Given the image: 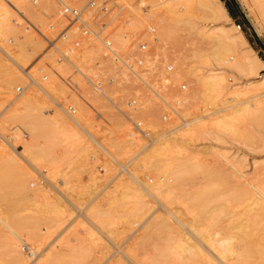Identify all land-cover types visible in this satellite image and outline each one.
Listing matches in <instances>:
<instances>
[{
	"label": "rangeland",
	"instance_id": "obj_1",
	"mask_svg": "<svg viewBox=\"0 0 264 264\" xmlns=\"http://www.w3.org/2000/svg\"><path fill=\"white\" fill-rule=\"evenodd\" d=\"M144 1L148 2V0H144ZM220 1L222 2L223 7L226 9L227 14L229 15V17L231 19L230 22L232 24L240 26V27L238 26L239 31L241 32L242 36L244 37V39L246 41L245 48L251 49L252 50L251 53H253L256 57H258L264 64V28L258 22L256 14L249 8L248 4H249L250 0H220ZM52 2H51V6L49 8H45L44 6H43L44 10L41 8L43 12L40 9H37V11L34 12L35 14H37V12H38V14H39V15L37 14L38 17H35L38 20H36L35 18L31 19L32 17L30 18V20H28V18L26 19V17L24 16V13L22 11L17 12V14H19V13L21 14V15L19 14L17 16L20 18V20L22 18L23 21H27L33 27L34 31L37 32V30H39V31L46 32L48 35H50L51 31L48 30L47 26H48V24L54 22L55 17L57 15V7H56L55 3L53 2V4H52ZM157 3H158V1H157ZM38 4H39V1H38ZM46 9H47V11H46V13H44ZM228 10L230 11L231 15L228 13ZM13 12H15V11H13ZM148 12L151 13L150 10L148 11V8H146V9L143 7L141 8V10H140L141 14L140 15H142V17H143L141 19L143 21L141 23H143V24H141L142 28L140 27L135 31L137 34L143 33L148 25L153 26L155 24L156 18H155V15L153 16L154 11H152L151 14ZM127 13H128V11H122V17L123 18L121 21L116 22L117 25H119V26L127 25L125 20H126V18H129V15H130ZM145 14L147 17L145 16ZM202 15H204V16H202ZM202 15L196 11H193V14L191 15L190 19L192 22H194L195 28H193V31H192V29L191 30L188 29L190 32V35L187 36V34H186L187 30L184 32L183 31L184 29L183 30L180 29L178 34L176 35V37H174L173 39H168L166 42L164 41L163 45L158 46V45L152 44V46H153L152 57H146L145 58L146 64L150 68L151 67L153 69L156 68V72L158 73V75L160 77L165 76L166 78H168V80H169L168 86L165 88V92L163 93L164 98H165V100L170 98V100L168 99L169 101L167 100V102L168 103L170 102L169 104L171 106H175V108L179 109V112H181L182 116L183 115H184V117L188 116L186 114V110L192 112L191 115L189 116L190 118H192L194 115L197 116L199 114L204 115V114L211 113V115L205 117L202 120V124H203V126H201V128L203 127L202 131H199L200 128H198V129L196 128L197 131L194 132L193 130H191V129H193V125L180 126V128H179L178 125L180 123H176V124L175 123H162L160 120V116L164 111H166V108L158 100H156L152 96H150L146 93H143V92L132 91V89L129 88L130 84L128 85V82L119 84L118 88L121 92L119 91L118 94H114V96L118 98L120 107L123 110L127 109L124 106V103L128 98H133V97L137 98L138 104H140V105L137 106L135 110L130 112L132 115L131 118L140 120L143 127L149 131V134L151 137L150 142L159 136H161V137L163 136L162 138L170 137L171 134H172V136L175 137V141L177 140L175 143H172L173 144L172 146L170 144L167 146V150L169 148V152L166 150V147L164 148L166 151L164 149H162L163 153H161L162 151L160 153L163 154V156L162 155L159 156L160 155L159 154L156 157H152V158L147 157V159L150 158L152 160V161L149 160V162L151 161V165L156 160L155 158H158V160H160V162L162 164L166 161L165 164H163V165L167 164L168 168L171 164V166H170V168H171L172 165L176 164L177 162L183 161L182 158L185 157L186 153L188 152V148L190 147V149H191V147H192V150H194V152L192 153V156L195 158V160L199 164H201L202 167L207 166V169H205L206 172L201 171L203 173L202 174L199 171L200 175L195 176L196 178L192 179L191 180L192 182L190 180H185V181L181 180L179 183L176 182L178 184L174 183L175 186H171L169 188H163V192L161 191L162 193H160L158 196V198L159 197H161V198H159V199L157 198L158 199L157 202H156V200L150 198V196L146 195L142 190H137L138 192H135L131 189L124 190L123 193L125 194V197L123 196L124 198H122V195H124V194H122V190L119 189L121 187L119 184L120 183L119 180H123V182L128 183L129 181L126 182V180L129 179L131 173L133 175H135V177L137 178V181L141 180L140 183H143V184H145L144 182L147 183V181H148V183L150 181L152 182L156 178H159V181H164L163 177H161L162 175L158 174L155 177V175H156L155 173H153L151 171H147V169L150 168L151 165L149 163L150 167L149 166L147 167L148 164H146V161H148V160L145 159L146 157L145 158L141 157L144 155L146 150H145V152L138 154L139 151H141L150 142L146 143L140 137L131 136V135H133L132 133H130L132 131L131 125L123 117L116 114L112 109L107 107L105 103L96 102V101L94 102L93 96L91 94L87 95V97H89L88 101H89V103L93 104L102 113L104 123L95 122L92 112L90 110H88L86 108V106L81 101L79 102V100H78V104L77 103L75 104V102L77 101L76 99H74L72 97L68 98L67 90H65L66 88L59 82V80L54 76V74L57 73L60 75H65L69 71V68H68V66H66L67 67V68L65 67L66 70L65 69L63 70L61 68V71H60V67H63V65H65V63H61L56 59L57 55L55 54V52H53V50H51V49L46 48V45L41 40V38L36 34V32H34L31 29L25 30L22 26L18 27V24L15 25V27H13L16 30L13 29L11 31V33L14 31L12 35H11V33L5 32V34H4L5 36L2 37L4 39L1 38L2 42L5 40V46H7V47L10 46L9 48L15 49L16 48L15 46H17V42L19 45L21 43V46H22V47L20 46L21 48H23L25 46L24 47L25 49H23L25 51L24 55L25 56L29 55L28 56L29 58H28L27 62L25 63V65L29 66V75L32 74L33 76L32 75H30V76H32V78L34 77V79H37L39 81H41L40 80L41 76L46 75L47 76L46 80L41 81V83L44 85L47 84L48 81L51 82V84H52V80H53V84L52 85L50 84L51 87H49L50 85L48 84V87H46V88L49 90V89H53L52 86L55 87L53 91L49 90V92L52 95H54L55 100H59V101H61L60 103H63L65 105L71 104L74 106V108H75V106H80L82 104L81 105V109H83L82 114H81L79 107H78L77 111H79L81 116L83 118H85L84 122H87L85 124V127L89 130V132L94 134L93 136L95 137V139L100 144H102V145L104 144V146L105 145L110 146L111 143H114L115 145H117L116 142L120 141V143H121L122 139L128 138V137H131V138L133 137L132 138L133 141L131 140V141H129V143H127L125 145H123V144L117 145L118 147H115L113 149L114 151L111 149L113 154L116 155L115 156L116 161L111 160L107 155H105V153L102 152V150H100L99 148H97L98 146L94 142L88 140V138H86L80 130H78L77 128L75 130L74 129L75 126L73 124H71L70 122H68L69 125L67 126V128L68 129L70 128V132H72V134H73V132H74V134H78V133L82 134L83 136L78 134L80 139L77 138L78 136L76 137L77 139L73 138V136H72V137H70V139H69V137H67L65 139L62 138V141L64 139V142L67 139L66 142L69 141L68 143L59 142V141H61L60 138L63 136H61V137H60V135L57 136V134H55L53 131H51V134H52L51 135L49 133L50 132L49 127H48L49 132L47 135H44L43 137L38 136V138L35 139L36 138L35 135H40V134L34 133L35 135H33V134L31 135L30 133H27L26 131L28 129L26 130L24 125H26V123H28L29 120H31V119L33 120L35 118V116L38 115V113H40V111H41V113H42V111H44L45 112L44 114H47V115L52 114L54 112V109H55V108H53V109L49 110V108L51 107L52 101H50L43 94V92H40L39 89H36L34 87H29V90L27 89L26 93L27 94L31 93L33 96H35L34 97L35 101H37L39 99L37 101V104L36 105L35 104L29 105L27 108L26 107L25 108L20 107V110L17 112V114H18L17 117H20L21 118L20 120H22V121L19 122L18 120H16V118L13 117L15 122L10 121V120L5 122L6 119L7 120L11 119L9 117L11 115V113H9V115L8 114L6 115L7 111L10 109V106H6V105H8L10 98L12 97L11 95H16L17 94L16 89L19 87L23 88L24 84H27V80H26V76H24L25 74L23 75L21 73V76H24V77H22L23 82H24L23 85L21 83L20 84L15 83L16 85L14 84L13 85L14 87L12 86L11 94L7 98L3 97L5 95L2 93H4L5 90H3L4 83L2 84L1 82L2 81L4 82V80L7 79V78H5V75H6V77H8V75L4 73L5 69L3 67L0 68V103H1L0 104V118H1L0 119V146H2L4 149L3 150L2 147L0 148V214H1L0 216H1V218L3 217L2 219L4 221L7 219L8 214H6L7 212L5 213L6 208H8L9 213L13 214L14 212H11V211H13L14 209L11 210V207L14 208V205L12 203L15 202V203H18L16 206L17 210L15 209V214L19 215L17 217L19 219L24 218L25 222H28V223L30 222L31 225H33V226L36 225V226H34L35 230L36 231L39 230L37 234H39L41 236L40 237L41 241H39V243H38V241L35 242L33 240L34 238L33 239L28 238V236H26V232L23 230H19V232L16 233V234H18V236L20 235L19 237L22 238V240L26 241L29 244L31 243V246L34 247V252L31 254L34 255L35 262L40 257H43L44 254H46L47 252L51 253V252L55 251V253L52 254V257L55 260V261H53V264H71V263L76 264L75 260H76V258L79 257L78 256L79 253L84 251V252H82L83 253L82 258L80 259V257H79V260L81 261L80 264H132V263L133 264H163V263H165V264H186V261H188L187 264H191V263L196 264L197 261H198L197 264H204L203 263L204 259H202V257L201 258L196 257V259H192L190 261L189 260L190 258H188L187 254H183V253L179 254V252H172V251H170L171 253L170 252L168 253L169 255L167 254V256L164 258L165 260L157 258V256H156L157 251L161 247H163L165 245V243L166 244L170 243L168 241L170 239L172 240V237H176V236H178V234L179 235L186 234V233H184L186 230L183 231L181 228H180V230L177 228V231H174V232H172L169 229L166 230L167 228H164L166 230V232H165V230H162V228H161L162 224L161 223L167 221V216H168V215H166V212H164L162 208L165 209L168 207V211L169 212L171 211L170 212L171 214L176 215V216L178 215L179 219L183 220V222L185 220H187L184 222L185 226L187 228H188V226H187L188 224L191 225L193 223L192 227L189 225L190 229L186 228L187 230H191L192 228L197 227V229L199 231H204V228L206 227L205 230H207L209 232L210 231L209 228H211V230L213 232V230H215V229L218 231V229H220V228L223 229L225 227V228H229V229H224V231L227 230L225 232H228L231 236H236V239H235V237H234V239H235V242L237 244H238L239 237L241 239L243 238L245 240V242L248 241L251 243L261 244L262 246H261L260 251H258L259 252L258 254L256 253L257 251L254 252V250H253L250 253H248L245 257H246V261L248 264H254V262H255V264H258V263L264 264V252H263L264 250H262V248L264 246V238H263L264 236H262L264 234H262V233H264V232L259 234L262 236V237L260 236L261 239L258 235L257 236L255 235L256 233L258 234L259 231L260 232L262 230L264 231V221H261L260 223H258L261 225H258L257 223H255V225H253L254 226L253 229H252L253 226L246 227L247 229L245 228L243 230V234H240L239 230H237V229L235 230L234 227L232 228L231 226H234L236 223H240V221L244 222V220H242V219L246 218L245 214L248 212L247 208L245 209V207L243 208V206H236L233 208L234 212H236L237 215L243 213V212H241V210L242 211L246 210V213L245 212H244L245 214L243 213V216H245V217H243L241 215L242 217L240 216V218H238L239 222L236 220L237 222L235 221L236 223L233 222V224H232V223L227 222V220L229 221V220L233 219L232 217H229L228 219L225 218L226 221L223 217V218L218 220L219 222L215 221V222H217L215 224V223H211V221L209 220V218H210L209 216H208L209 218L206 216L208 218V220L206 219V217H201V218H200V216L195 217L196 215L199 214L198 209H200V208L194 207L195 205H193L189 201L190 197H188V196H191L189 194H194L193 191L203 189V187L205 188V186L209 182L219 181V179H220L219 177H217L215 179L212 178V181H210L211 179L208 180L209 182L206 180V179H209V177L211 178L212 176L216 177L217 174L214 172V170H216V169H214L216 167V165L220 164V167H218L219 165L217 166L218 168L216 167L220 171L223 168L225 169V170L223 169L221 171L222 174L224 172L226 173V172L230 171V173H228L226 175L227 177H230L233 174V172L231 173L230 167L228 165L227 166L229 168L227 166H224L225 163L223 161V158L225 156H226L225 158L227 160L233 162L235 167L238 168L237 170L241 171L240 173L244 177L246 176V178L251 179V180H256V181L258 179L261 180L264 177V96H260L256 99H252V100L249 99L252 96L258 95L260 93H264V87H262V86L260 87L258 85V83L260 81L259 77L264 75V68L262 67V68L258 69V71H257L258 76L257 75L251 76V75L245 74V72L239 71L233 64H231V62L233 60H229V63L225 62L226 59H231L233 57L232 54H225V55L222 54V56L221 55L220 56H221V59H223V60L222 61L217 60V58L214 56V52H216V50H215L216 44L214 43L215 41L212 40V37H214V35L216 36V34H215L216 32H214V29H216L215 27L218 24L216 22L213 23V21H211V20H207L209 15H206L205 13ZM149 17H151V18L149 19ZM203 17L204 18L206 17L205 18L206 20L202 19ZM33 20H35V21L32 22ZM117 25H116V27H117ZM7 27L8 26H6V28ZM153 27H155V26H153ZM197 29H202V30H208L209 29L211 31V37L207 38L206 40L200 39L199 37H197L194 34ZM129 30H130L129 31L130 33L133 32V29L131 27L129 28ZM212 32H214V33H212ZM155 33H156V30H155ZM31 35L33 37L30 39L29 37ZM27 41H29V43ZM131 42H132V38H128L124 47L121 49V51H123V50L127 51V49H128L127 45L130 44ZM36 43H38V45ZM35 44L38 47H36ZM61 45H62V43H58L55 45L56 46L55 48H58ZM96 45L98 46V44H96ZM97 46H95V44H91L89 47H87L84 50V53L81 56H79V57L75 56L76 58L73 57L75 60H77L76 64L77 65L79 64L80 65L79 67H81L82 69L91 70L94 62L99 58L100 51L98 53ZM35 48H37V49L35 50ZM91 48H93V49H91ZM88 50H90V51L93 50V51H91V54H93V55L88 54V52H89ZM86 51H88V52L85 53ZM194 52L196 54H193ZM22 54H23V51H22ZM0 57L2 58V60L4 59L1 62V64L6 63V64H4V66L5 65H11L10 63H7V60L5 58H3L1 52H0ZM185 57L187 59L188 68H191V70L195 69L194 73L191 74L189 78H185V76H182L181 78L171 79V77H170L171 73L175 72L180 67H182V68L186 67L184 64L179 66L180 65L179 62L181 61L182 58H185ZM74 59H73V62H74ZM28 63H29V65H28ZM178 63H179V65L177 66ZM58 64H59V66H58ZM167 65H170L172 67V70L170 72L165 71V67ZM32 66L34 68V71H33V69L30 71V68H32ZM101 67H102V73L105 76L111 77V78H115L117 76H120L123 78L121 71H119V69H117V66L114 67V65L111 64V62H109V61H108V63H107V61L103 62L101 64ZM182 68H180V69H182ZM1 69H3L4 71ZM207 69H212L216 73L221 75V78H222L221 85L223 87V92L221 95H219L220 97H218V98H214L215 94L210 93V95H208V97H207L208 101H207V98H205L204 100L202 99V101H201V97L198 96L199 95L198 92L200 90V85L196 82V78L194 77L195 76L194 74L201 73L202 71L207 70ZM37 73H40V74L37 75ZM60 87H63L64 90H63V88H61L62 90L59 89ZM182 87H184V88H182ZM6 88H7V85L5 84V89ZM107 90H109V89H107ZM186 90H188V91H186ZM35 91H36V93H35ZM107 92H108V95L111 94V92H109V91H107ZM174 92H175V97L173 94ZM187 92L189 93L190 99H186V102H182L180 104H177L175 100L180 99L181 97H184L186 94L188 95ZM36 94H38V95H36ZM180 94H181V96H180ZM64 95H65V97H64ZM235 96H237V97H235ZM147 97H149V98H147ZM221 97L224 99H227V100H229L231 98H235L233 102H237L238 103L237 106L240 109L239 114L237 113L238 115L233 117L234 120H232V121H234V122L230 126H225L222 122H220V124H218V122L221 121L222 119L217 120V124L213 120V118L217 115V114L215 115L213 113V111H215L216 108H222L223 107L221 105V101L219 100V98H221ZM71 100H76V101L73 102ZM85 101L87 102V100H85ZM203 102L204 103L206 102L207 103L206 105H208V106L204 105ZM203 105L206 106L204 113L199 110L200 107L202 109H204ZM144 106H145V108H147V111L150 112V116H152L150 119L145 118L147 111H144V109H145ZM24 109H26V110H24ZM36 109H38V111ZM194 110H195L196 114L193 113ZM2 111L3 112L5 111L4 112L5 114ZM1 114L3 115V117ZM25 114H27V116H25ZM218 114H220V113H218ZM5 117H6V119H5ZM82 117H81V119H82ZM13 119H11V120H13ZM2 120H3V122H2ZM120 121L124 124H120V123L116 124V122H120ZM13 122L18 123V124H14ZM22 122H25V123H22ZM21 127H23V128H21ZM29 127L30 126H28L26 128H29ZM176 127H177V129H176ZM198 127H200V126H198ZM173 128H175V129L172 130ZM21 129H22V131H21ZM46 130H47V128H46ZM126 131L128 132V134ZM75 132H77V133H75ZM15 133L16 134L18 133V136H15L16 135ZM129 133H130V135H129ZM7 134L12 135V137H13L12 141L9 140V137L7 138V136H8ZM31 136H34V138L31 139L32 138ZM187 136H188V139H186ZM180 137L185 140V143L187 141L186 145L184 143V140H182ZM30 139L32 140L33 146H36V147L40 146L39 148L43 149V151L46 152L45 157L43 156L44 159L43 158H40V159L37 158L38 162H39V160H40V162L39 163L37 162L38 164L37 163L34 164L37 167L36 168L37 173H36V171L33 170L32 166H29L30 164H32V162H30L29 157L27 158L28 155L24 152L25 155H27L26 156L27 160H29V162H30V164H29V162H27L29 165L26 163V160L24 159L25 157H23V155H20V154L18 155V153L16 152V151L23 150L25 147L29 148L31 146V142L29 141ZM70 141L72 144L70 143ZM7 142L14 145L15 148L13 147L12 149H15V150H11V147L7 146V144H8ZM74 142H77V143H74ZM16 143H17V146H16ZM59 143H61V144H59ZM19 144L21 145L20 146L21 148L18 146ZM23 145L25 147H22ZM83 145H84V147H83ZM33 146H32V148L36 149V147H33ZM38 147H37V149H39ZM105 147L110 151V149L107 146H105ZM186 147H188V148L186 149ZM16 148H17V150H16ZM45 149H48V150H45ZM204 150H205V152H204ZM86 151H87V153H86ZM182 151H184V152L182 153ZM178 152H179V154H178ZM206 152H207V154H206ZM216 152H218V153H216ZM12 155H13V157H11ZM46 156H47V158H46ZM217 156H219V157L216 159ZM133 158H134V160H133ZM210 158H212V159L210 160ZM23 159L25 160V162ZM136 159H138V160H136ZM143 159L145 160V163H144ZM47 162H48V164H51L52 169L50 168V170L51 171L53 170V172H51L49 170L48 166H46ZM213 162H214V164H213ZM142 163L146 164L147 169L145 168L144 165H143L144 169L142 168ZM256 163H258V164H256ZM11 164H14V165H11ZM18 164H20V165H18ZM53 164H55V167L53 166ZM221 165L223 168L221 167ZM49 167H50V165H49ZM108 167H109V169H107ZM210 168H211V170H209ZM145 169H146V171H145ZM200 169L204 170L203 168H200ZM44 170H46V171H44ZM227 170H229V171H227ZM38 171L41 174H39ZM91 172H93V173L91 174ZM127 172L128 173L130 172V173L128 174ZM209 172L211 173L209 176L203 177L205 175H208ZM213 173H215V174H213ZM142 174H143V176H142ZM258 174L259 175L261 174V175L259 176ZM92 176H94V177H92ZM222 177H223V175H222ZM255 177H257V178L255 179ZM45 178H46V180H44ZM144 180H146V181H144ZM260 180H258V181H260ZM182 181H183V183H182ZM166 183H170V181H168ZM20 184L21 185L23 184V185L21 186ZM93 184H94V186H93ZM26 185H27V187L24 190V192H22V194L18 193V191H15V190H17L16 188L25 187ZM117 186H120V187H117ZM37 188L41 191H42V189H44L46 191L45 193L44 192L43 193L45 194V196L49 195V197H50L48 199L49 201H53L52 198L55 197L56 199H54V201L52 202L51 205L55 206L56 208L63 205L62 207H59V208L61 210H63L62 208H64V213H63V211L62 212L59 211L58 215H57L56 212L59 209L56 210L55 207L51 206V208L52 207L55 208V210L53 212L52 211L53 208H52V210L50 207L48 208L49 203H50V202L47 203V200H46L48 196L47 197L43 196V197H45L46 201L44 199H42L43 201H41L40 197H39V199H40L39 200L37 196H39V194H41V193H39V194L37 193V192H39V190ZM55 188L57 189V192H56ZM197 188H199V189H197ZM116 189L120 190L121 195H119V193H118L119 191ZM114 190L117 192H115ZM220 190H221V187H218V189L216 191H220ZM63 191H64L65 196L62 194ZM169 192H171V194H168ZM13 193H15V196ZM34 193L38 194V195L36 194L37 200L34 199V201L36 200V202L38 201L40 203H38V202H37V204H36V202L34 203L32 197H31L33 194V198H34ZM59 193L62 194L61 196H64L63 199L66 198L65 200H67V201L62 200L61 196H60L61 198H59V196H58V195H60ZM137 193H140V195H141V200L139 199L140 203H139V200L137 198ZM115 194H117V195H115ZM97 196L100 198H98ZM68 198L72 201L71 203H70ZM187 198H189L188 201L186 200ZM60 199L62 202L65 201L64 204L61 203ZM178 199H180V200H178ZM55 201H57L56 205L54 203ZM95 201H96V203H95ZM159 201H161V202H159ZM90 202H91V204H90L91 207L95 206L97 210L100 209V211H102V214H97V217L101 218V219H99V218L98 219L100 220V222L102 220L103 226L99 222H96L93 220V225L95 224L94 228H93L91 223H90L91 224L90 225L87 220H85L82 216H80L78 214V211L79 210H85L84 208ZM137 202H138V204H136ZM169 203L171 205H169ZM190 203H191V205H188ZM205 203H204V206H205L206 210H209L214 206V205H212V206L208 207L209 202L207 201V204H205ZM40 204L41 205L43 204V205L41 206ZM58 204H62V205L58 206ZM97 204H99V205L96 206ZM39 205L41 207H39ZM74 205L77 208H74ZM102 205H104V206H102ZM161 205H164V206L160 207ZM192 206L194 208H192ZM9 207H10V210H9ZM65 207L68 211L65 210ZM91 207L88 205L87 208L90 209ZM144 207H146V209L148 207L149 210L147 209V212H146V209ZM87 208L85 210L86 212H87ZM195 208H198V209H195ZM74 209H76V210H74ZM185 209H186V211H185ZM190 209H192V210H190ZM193 209L198 210V211H196V213L197 212L198 213L196 214L195 211H193ZM165 210H167V209H165ZM106 211H107V213H105ZM68 212H69V214H67ZM27 213H29V214H27ZM66 214L68 215V217ZM106 214H109V215H106ZM157 214L161 215V216L158 215L159 219L157 217ZM59 215H60V217H58ZM100 215H102V216L106 215V216L102 217ZM21 216H24V217L21 218ZM163 216L166 218L165 221H163V219H162V218H164ZM75 219H78V220H75ZM155 219H157V220H155ZM223 219H224V221H222ZM103 220L105 222H103ZM140 220H141V222H140L141 224L139 223ZM168 220L170 223H173V222H171V220L169 218H168ZM189 220L191 222H189ZM186 222H188V223H186ZM212 222H214V221L212 220ZM1 224L2 223H0V248H1L0 249V264H7L8 263L7 260H9V257L7 254L8 248H7V245L5 246V244H6L7 240H9L10 235L12 237L11 239H15V238H13V235L8 233L6 227L1 225ZM156 224H160L161 227L159 226V228L156 229L155 227H153V225L155 226ZM210 225H214V226H210ZM255 226H258L259 228L255 227ZM69 228H71V229H69ZM194 229L197 230L196 228H194ZM143 230H145V231H143ZM254 230H257V231H254ZM97 231L99 233H97ZM169 231H171L172 233ZM224 231L222 230L223 233H224ZM248 231H249V233L251 231V233L249 235H245V234H248ZM177 232H179V233L177 234ZM233 233H234V235H232ZM251 235H254V237ZM151 237L153 238L154 241H152ZM251 237H253L254 239L253 238L251 239ZM255 237H256V240H255ZM257 239H260L259 241L260 242L262 241V243L255 242V241H258ZM15 241H16V239H15ZM155 243H156V245H155ZM39 244L41 247L39 246ZM151 245L153 247H151ZM18 246H19V244H18ZM154 246H157V247L155 248ZM5 248H6V251H5ZM71 248H75L76 252L70 251ZM77 248H79V249H77ZM151 249H153L152 251H154L155 254L153 252V255H151L152 254ZM49 250L50 251L53 250V251L49 252ZM118 251L119 252L121 251L120 255H119ZM123 251L126 253H124ZM59 252H61V253H59ZM113 252H114V254H113ZM73 253L74 254L76 253L74 256L75 259H72L73 255H74ZM54 254L57 255V258H56V255H54ZM58 254H60L59 257H58ZM26 255H27V260L23 264H32L31 257H29L28 254H26ZM154 255H155V257H153ZM179 255H180V257H178ZM206 255H208V254H206ZM153 258H155V260ZM184 258H186V261H184ZM198 258H200V259H198ZM227 258L228 257H226V259ZM94 259H96V260H94ZM166 259H168V260H166ZM139 261H140V263H139ZM153 261H156V263H154ZM216 262L212 261L213 264H217ZM205 264H208V262H205Z\"/></svg>",
	"mask_w": 264,
	"mask_h": 264
},
{
	"label": "bare ground",
	"instance_id": "obj_2",
	"mask_svg": "<svg viewBox=\"0 0 264 264\" xmlns=\"http://www.w3.org/2000/svg\"><path fill=\"white\" fill-rule=\"evenodd\" d=\"M38 1H39V4H37V5H35L36 3H38ZM157 1H158V3H157ZM51 0H0V52H1V54H2V56H3V58H5L6 60H7V63H10L11 65H5L4 66V64H6V63H2L1 64V62L4 60H2V58L0 57V68L1 67H3L4 69H5V74H7L8 75V77H6V75H5V78H7V79H3L4 80V82L2 81L1 83L3 84L4 83V88H3V90H5L4 91V93H2V94H4L5 96H3V97H8L10 94H11V90H12V86L15 84V83H21L22 85H23V78L22 77H24L25 75L24 74H27V72L29 73V66H27V65H25V63L27 62V60H28V56L29 55H27V56H25L24 54V50L23 49H25L24 47L23 48H21L22 46H21V43H20V45L18 44V42H17V46H15L16 48L14 49H12V48H9V47H7V46H5V40L2 42L1 41V38L3 37V36H5L4 34H5V32H8V33H11V31L13 30V29H15V28H13V27H15V25H17L18 23H19V20H20V18L17 16V15H19V14H17V12H19V11H22L23 13H24V16L26 17V19L28 18V20H30V18L31 19H34L35 17H38V12H37V14H35L34 12L35 11H37V9H40L41 11H42V9L44 10V7L45 8H49L50 6H51ZM52 4H53V2H52ZM111 5H114V6H118V7H120V10L121 11H128V13L127 14H130L129 15V18H126V20H125V22H126V24L127 25H125V26H119V25H117V27H116V25H115V27L116 28H114L113 29V31H112V34H111V41H112V43H113V45L117 48V49H119V50H121L123 47H124V45H125V43H126V41H127V36H128V32L130 31L129 30V28L131 27L132 29H133V32L134 33H136L135 31L138 29V28H140L142 25L141 24H143V23H141V22H143L141 19L143 18L142 17V15H140L141 13H140V10H141V8L143 7V8H148V11L150 10L151 11V13H152V11H154L153 12V16L155 15V18H156V21H155V24L153 25V26H155V27H153L155 30H156V33H155V37H156V41H155V43L153 44V45H163V42L165 41H167L168 39H173L174 37H176V35L178 34V32H179V30L181 29V30H183L184 32L187 30V36L188 35H190V32H189V30L188 29H192V31H193V28H195V26H194V22H192L191 21V15L193 14V11H196V12H198V13H200L201 15L202 14H206V15H209V17L207 18V20H211V21H213V23L214 22H216L218 25V27L216 26L215 28L216 29H214V32H216L215 34H216V36L214 35V37H212V40L213 41H215L214 43L216 44L215 45V50H216V52H214V56L217 58V60H219V61H222L223 59H221V56H222V54H232L233 55V57L231 58V59H226L225 60V62L226 63H229V60H233L232 62H231V64H233L239 71H242V72H245V74H247V75H251V76H258V69L259 68H264V64H263V62L258 58V57H256L253 53H251L252 52V50L251 49H246L245 48V44H246V41H245V39H244V37L242 36V34H241V32L239 31V27H238V25H235V24H232L231 22H230V17H229V15L227 14V11H226V9L223 7V5H222V2L220 1V0H148V2L147 1H144V0H140V2L139 3H137V4H132L131 3V0H113L112 2H111ZM44 6V7H43ZM248 6H249V8L256 14V16H257V19H258V22L260 23V25H262V27L264 28V0H250L249 1V4H248ZM42 8V9H41ZM54 8V7H53ZM14 9V10H13ZM39 10V11H40ZM13 11H15V12H13ZM46 11H47V9L45 10V12L44 13H46ZM147 11V10H146ZM43 12V11H42ZM43 13V14H44ZM148 13H150V12H148ZM150 13V14H151ZM21 15V14H20ZM35 15V16H34ZM37 15V16H36ZM34 16V17H33ZM145 16H146V14H145ZM152 16V15H151ZM202 16H204V15H202ZM23 17V16H22ZM147 17V16H146ZM151 17H149V19H150ZM206 18V17H205ZM204 17L202 18V19H205ZM210 18V19H209ZM22 19V18H21ZM36 20H38L37 18H35ZM153 19V18H152ZM18 20V22H15V21H17ZM206 20V19H205ZM35 20H33L32 22H34ZM145 21V20H144ZM37 22V21H36ZM229 22V23H228ZM145 23V22H144ZM6 26H8L7 28H6ZM142 28V27H141ZM203 29V28H202ZM202 29H197L196 31H195V35L197 36V37H199L200 39H207V38H210L211 37V31L209 30H202ZM16 30V29H15ZM195 30V29H194ZM216 30V31H215ZM191 31V32H192ZM14 32V31H13ZM13 32L11 33V35L13 34ZM132 32V31H131ZM182 32V31H181ZM180 32V33H181ZM210 32V33H209ZM214 32H212V33H214ZM130 33V32H129ZM29 34V33H28ZM192 34V33H191ZM29 37V36H28ZM33 36L31 35L29 38L31 39ZM190 37V36H189ZM186 38V37H185ZM2 39H4V38H2ZM30 41V40H29ZM29 41H27L28 43H29ZM7 42V41H6ZM24 42V41H23ZM33 42V41H32ZM37 45H38V43H36ZM35 44V45H36ZM9 45V44H8ZM36 45V47H38ZM21 46V47H20ZM30 46V45H29ZM95 46H97L96 44H95ZM128 46V45H127ZM56 47V46H55ZM156 47V46H155ZM30 49V48H29ZM37 48H35V50H36ZM91 49H93V48H91ZM158 49V48H157ZM161 49V48H160ZM23 51V54H22V51ZM28 50V49H27ZM26 50V51H27ZM40 50V49H39ZM89 51V52H88ZM88 51H86L85 53H87L88 52V54H91V51H93V50H88ZM96 51V50H95ZM97 51H98V53H99V51H101L100 50V47L99 46H97ZM124 51V50H123ZM162 51V50H161ZM83 53H84V51H83ZM94 53V52H93ZM97 53V54H98ZM193 54H196L195 52L193 53ZM91 55H93V54H91ZM96 55V54H95ZM221 55V56H220ZM76 58V57H75ZM74 59V58H73ZM31 60V59H30ZM82 60V59H81ZM91 60V59H90ZM83 62V61H82ZM53 63V62H52ZM74 63L76 64L77 63V60H75L74 59ZM85 63V62H84ZM107 63H108V61H107ZM179 63H180V65H179ZM178 64H177V66L179 65V66H181V65H185L186 67H180V68H182V69H178V70H176L175 72H173V73H171L170 74V77H171V79H173V78H181L182 76H185V78H189L190 77V75L191 74H193L194 73V71H195V69H192L191 70V68H188V63H187V59H186V57L185 58H182L181 59V61L179 62ZM56 64V63H55ZM111 64H113V63H111ZM28 65H29V63H28ZM77 65V64H76ZM114 65V64H113ZM58 66H59V64H58ZM66 66H68V65H63V67H60V71H61V68L64 70L65 69V67ZM78 66H80L79 64H78ZM167 66H170V65H167ZM114 67H116L115 65H114ZM171 67V66H170ZM59 68V67H58ZM67 68V67H66ZM178 68V67H177ZM33 69V71H34V68H33V66H32V68H30V71ZM80 69H81V67H80ZM117 69H119V71H121V73H122V76H123V78H126V73L122 70V69H120V68H118L117 67ZM151 69H153L152 67H151ZM1 70H3V69H1ZM28 70V71H27ZM36 70V69H35ZM66 70V69H65ZM4 71V70H3ZM36 72V71H35ZM59 72V71H58ZM21 73L24 75V76H21ZM3 74V73H2ZM36 74V73H35ZM38 74H40V73H37V75ZM30 75H32V74H30ZM195 76V78H196V82L200 85V90H199V95L198 96H200L201 97V101H202V99L204 100L205 98H207L208 97V95H210V93H213V94H215L214 95V98H218V97H220L219 95H221L222 94V92H223V87H222V85H221V80H222V78H221V75L220 74H218V73H216L214 70H212V69H207V70H204V71H202L201 73H198V74H194ZM33 76V75H32ZM36 77V76H35ZM165 76H163V79H162V81L164 82V83H167L169 80H168V78H166ZM260 78V81H259V83H258V85L261 87H264V75H262V76H260L259 77ZM33 80H34V82L36 83V84H38V85H40V88H38L39 89V91L40 92H43V94L50 100V101H52V103H56V102H61V101H59V100H55L54 98V95H52L50 92H49V90H54V88L55 87H53L52 86V88L53 89H47L46 87H48V84L50 85L51 84V82H47V84H42L41 83V81H39V80H37V79H34V77H33ZM40 80H41V78H40ZM55 81V80H54ZM5 84L7 85V88L5 89ZM52 84H53V80H52ZM51 84V85H52ZM16 85V84H15ZM51 85L49 86V87H51ZM124 85V84H123ZM182 85V84H181ZM125 86V85H124ZM14 87V86H13ZM61 88H63V87H60L59 89H61ZM129 88H131V87H129ZM184 88V87H183ZM29 90V85H27V84H24V87H23V91L21 92V93H19V94H16V95H11L12 97L10 98V101H9V103H8V105H6V106H10V109L7 111V113H6V115L8 114L9 115V113H11V115L9 116L11 119H13V117L14 118H16V120H18L19 122L20 121H22V120H20L21 118L20 117H17L18 116V114H17V112L20 110V107H23V108H27L29 105H36L37 104V101L39 100H37V101H35V99H34V97L35 96H33L31 93L30 94H27L26 93V90ZM31 90V89H30ZM62 90V89H61ZM63 90H64V88H63ZM66 90V89H65ZM130 90V89H129ZM38 91V92H39ZM179 91V90H178ZM186 91H188V90H186ZM110 92V91H109ZM121 92V91H120ZM182 92V91H181ZM35 93H36V91H35ZM108 93V92H107ZM188 93V92H187ZM14 94V93H13ZM54 94V93H53ZM174 94V97H175V92L173 93ZM36 95H38V94H36ZM179 95V94H178ZM56 96V95H55ZM166 96V95H165ZM180 96H181V94H180ZM260 96H264V93H260V94H258V95H255V96H252V97H250L249 99H256V98H258V97H260ZM64 97H65V95H64ZM199 97V98H200ZM212 97V96H211ZM235 97H237V96H235ZM39 98V97H38ZM147 98H149V97H147ZM75 99V98H74ZM169 100H170V98H168ZM168 99H166L165 100V98H163V100L166 102V103H168L167 102V100ZM186 99H190V97H189V93H188V95L186 94L184 97H181L180 99H177V100H175L176 101V103L177 104H180V103H182V102H186ZM234 99L235 98H231V99H229V100H227V99H224V98H219V100L221 101V105L223 106L222 108H216L215 109V111H213V113L216 115L214 118H213V120L216 122V124H217V120H221V121H219L218 122V124H220V122H222L225 126H230V125H232V123L234 122V121H232V120H234V116H236V115H238L239 114V108H238V106H237V102H233L234 101ZM2 100V99H1ZM70 100V99H69ZM77 100V99H76ZM76 100H71V101H76ZM168 100V101H169ZM207 101H208V98H207ZM80 102V101H79ZM145 102V101H144ZM232 102V103H231ZM44 103V102H43ZM78 104V100L75 102V104ZM143 103V102H142ZM170 103V102H169ZM168 103V104H169ZM204 103V102H203ZM1 104V103H0ZM155 104V103H154ZM172 104V103H171ZM188 104V103H187ZM207 103L205 102L204 103V105H206ZM4 105V104H3ZM82 105V104H81ZM81 105L80 106H75V110L77 111V109H78V107H79V109H80V111H81V114H82V111H83V109H81ZM203 105V106H204ZM38 106V105H37ZM46 106V105H45ZM84 106V105H83ZM206 106H208V105H206ZM206 106H204V109H202L201 107H200V111L201 112H203L204 113V110H205V107ZM77 107V108H76ZM36 108V107H35ZM83 108V107H82ZM144 108H145V106H144ZM7 109V108H6ZM24 110H26V109H24ZM31 110V109H30ZM37 111H38V109H36ZM144 111H147V108H145L144 109ZM3 112V111H2ZM5 112V111H4ZM3 112V113H4ZM78 112V113H77ZM76 113H75V115L73 116V118H69L66 114H65V112L64 111H62L61 109H54V112L52 113V114H50V115H47V114H44L45 112L44 111H42V113H41V111H40V113H38V115H36L35 116V118L32 120H29V124L28 123H26V125H24V127H25V129L27 130L26 132L27 133H30L31 135L33 134V135H35L34 133H36V134H40V135H35V139H37L38 138V136L39 137H43L44 135H47L48 134V132H49V130H48V127L50 128V134H51V131H53L55 134H57V136L58 135H60V137L61 136H63V137H61L60 139H61V141H59V142H64V139L65 138H67V137H69V139H70V137H72L73 136V138H76L77 136H78V134H80V133H78V134H74V132H73V134H72V132H70V128L68 129L67 128V126L69 125V123L68 122H70L71 124H73L74 126H75V130H76V128L78 129V130H80L83 134H84V136L86 137V138H88V140H90V141H92V142H94L97 146V148H99L100 150H102V152H104L105 153V155H107L111 160H113V161H116V158H115V156L116 155H114L113 154V152L111 151V149L113 150L115 147H118L117 145H121V144H123V145H125V144H127V143H129V141H133V137L131 138V137H128V138H124V139H122L121 140V143H120V141L119 142H116L117 143V145H115L114 143H111V145L109 146V145H105V146H107L109 149H110V151L104 146V144L102 145V144H100L96 139H95V137L93 136L94 134L93 133H91V132H89V130L85 127V124L87 123V122H84V119L85 118H83L82 116H81V114L79 113V111H77ZM191 111H187L186 110V114L188 115V116H185L184 117V115L182 116L181 115V112H180V114H179V116L181 117V119H182V122L178 125V127L180 128V126H188V125H193V129H191V130H193L194 132L195 131H197L196 130V128L198 129V128H200V130L199 131H202V129H203V127L201 128V126H203V124H202V120L205 118V117H207V116H209V115H211V113H208V114H204V115H197V116H193L192 118H190L189 116L191 115ZM194 114H196L195 113V110H194V112H193ZM202 113V114H203ZM218 113H220V114H218ZM238 113V114H237ZM5 114V113H4ZM80 114V115H79ZM183 114V113H182ZM185 114V113H184ZM185 114V115H186ZM2 115V114H1ZM30 115V114H29ZM21 116V115H20ZM25 116H27V114H25ZM132 116V115H131ZM2 117H3V115H2ZM81 117H82V119H81ZM152 116H150V112H146V117L145 118H148V119H150ZM189 117V118H188ZM1 119V118H0ZM5 119H6V117H5ZM11 119H6L5 120V122L6 121H14L15 122V120L13 119V120H11ZM4 120V119H3ZM3 120H2V122H3ZM82 120V121H81ZM108 120V119H107ZM86 121V120H85ZM259 121V120H258ZM13 122V123H14ZM84 122V123H83ZM9 123V122H8ZM22 123H25V122H22ZM124 124V123H122L121 121L120 122H116V124ZM221 123V124H222ZM14 124H18V123H14ZM20 125V124H19ZM30 126L29 128H26V127H28V126ZM21 126V125H20ZM88 126V125H87ZM123 126V125H122ZM198 126H200V127H198ZM21 128H23V127H21ZM46 128H47V130H46ZM89 128V127H88ZM73 129V130H74ZM90 129V128H89ZM175 128H173L172 130H174ZM176 129H177V127H176ZM24 130V129H23ZM46 130V131H45ZM77 130V131H78ZM171 130V131H172ZM21 131H22V129H21ZM170 131V132H171ZM79 132V131H78ZM127 132V131H126ZM173 132V131H172ZM46 133V134H45ZM75 133H77V132H75ZM107 133V132H106ZM130 133H132V132H130ZM130 133H129V135H130ZM14 134V133H13ZM16 134V133H15ZM29 134V135H30ZM49 134V135H50ZM127 134H128V132H127ZM133 134V133H132ZM197 134V133H196ZM200 134V133H199ZM8 136H7V138L9 137V140H11L12 141V139H13V137H12V135H9V134H7ZM52 135V134H51ZM80 135H82V134H80ZM15 136H18V133L15 135ZM83 136V135H82ZM131 136H133V135H131ZM171 136H172V134H171ZM166 137V138H162L161 136H159V137H157V138H155L153 141H151L148 145H146L141 151H139V153L138 154H140V153H142V152H145V150H146V152L144 153V155L143 156H141L142 158H145V159H147V157H156V156H158L159 154V156H163V154H161V153H163V151H162V149H164L165 147H166V150H167V146L170 144L171 146L173 145L172 143H175L176 141H175V137L174 136H172V137ZM32 138L31 139H33L34 138V136H31ZM49 137V136H48ZM81 137V136H80ZM47 138V137H46ZM53 138V137H52ZM62 138H64L63 139V141H62ZM77 138H79V136L77 137ZM76 138V139H77ZM181 138V137H180ZM5 139V138H4ZM15 139V138H14ZM29 140L30 142H31V146L29 147V148H27V147H25L24 145L22 146V147H25L23 150H20V151H16L17 153H18V155L20 154V155H23V157H25L24 159L26 160V163L27 162H29V160H30V162H32V164H30V162H29V166H32V168H33V170L34 171H36V166L34 165L35 163H37L38 162V159L37 158H43L44 159V157H45V151H43V149H40L38 146V148L39 149H37V147L36 146H33V144H32V140ZM72 139V138H71ZM80 139V138H79ZM78 139V140H79ZM182 140H184L183 138H181ZM186 139H188V136H187V138ZM7 140V139H6ZM67 140V139H66ZM66 140H65V142H66ZM77 140V141H78ZM83 140V139H82ZM180 140V139H179ZM181 140V141H182ZM104 141V140H103ZM107 141V140H106ZM109 141V140H108ZM6 142V141H5ZM17 142V141H16ZM64 142V143H65ZM69 141H67L66 143H68ZM111 142V141H110ZM8 144H7V146L8 147H11V150H15V149H12L13 147H14V145H12V144H10L9 142H7ZM70 143H71V141H70ZM74 143H77V142H74ZM86 143V142H85ZM105 143V142H104ZM184 143H185V140H184ZM186 143H187V141H186ZM186 143H185V145H186ZM14 144V143H13ZM59 144H61V143H59ZM72 144V143H71ZM177 144V143H176ZM175 144V145H176ZM41 145V144H40ZM69 145V144H68ZM67 145V146H68ZM181 145V144H180ZM16 146H17V143H16ZM19 147L21 146L20 144L18 145ZM32 146L33 147H36V149H34V148H32ZM62 146V145H61ZM73 146V145H72ZM170 146V147H171ZM2 146H0V148H1ZM70 147V146H69ZM68 147V148H69ZM83 147H84V145H83ZM189 147V146H188ZM188 147H186V149L188 148ZM15 148V147H14ZM21 148V147H20ZM67 148V149H68ZM76 148V147H75ZM79 148V147H78ZM77 148V149H78ZM174 148V147H173ZM2 149H3V147H2ZM172 149V148H171ZM194 149V148H193ZM4 150V149H3ZM16 150H17V148H16ZM19 150V149H18ZM45 150H48V149H45ZM165 150V149H164ZM165 150V151H166ZM174 150V149H173ZM196 150V149H195ZM51 151V150H50ZM71 151V150H70ZM76 151V150H75ZM97 151V150H96ZM114 151V150H113ZM162 151V152H161ZM168 152H169V148H168V150H167ZM186 151V150H185ZM209 151V150H208ZM15 152V151H14ZM28 155H25V153ZM82 152V151H81ZM91 152V151H90ZM161 152V153H160ZM184 151H182V153H183ZM187 152V151H186ZM194 152V150H192V147H191V149H190V147L188 148V152L186 153V155H185V157L184 158H182L183 159V161H181V162H177L176 164H174V165H172V167L170 168V166H171V164H170V166H169V168H168V166H167V164L166 165H163V164H165V162L162 164L161 162H160V160H158V158H155L156 160L154 161V163H152V165H151V159L149 158V159H147L148 161H146V164H148L147 165V167L149 166L150 167V165H151V167L150 168H146V164H143L142 163V168H143V165L145 166V168L147 169V171H151V172H153V173H155L156 175H155V177L158 175V174H160V175H162L161 177H163V179H164V181H159V178H156L154 181H150L149 183H148V181H147V183L146 182H144L145 184H143V183H140V181H137V178L135 177V175H133L132 173H131V175H130V177H129V179L128 180H126V182H128V183H125V182H123V180H119V184H120V186H117V187H120L119 189H121L122 190V194H124L123 192H124V190H129V189H131V190H133V191H135V192H138L137 190H142L146 195H148V196H150V198H152V199H154V200H156V202L158 201V199L159 198H161V197H159L158 198V196H159V194L160 193H162L163 192V188H169V187H171V186H175L174 185V183L175 184H178L181 180H183V181H185V180H192V179H194V178H196L195 176H199L200 174H199V171L201 172V171H205V169H207V166L206 167H202V165L201 164H199L196 160H195V158L192 156V153ZM202 152V151H201ZM204 152H205V150H204ZM9 153V152H8ZM23 153V154H22ZM86 153H87V151H86ZM165 153V152H164ZM216 153H218V152H216ZM220 153V152H219ZM65 154V153H64ZM173 154V153H172ZM178 154H179V152H178ZM206 154H207V152H206ZM214 154V153H213ZM222 154V153H221ZM10 155V154H9ZM47 155V154H46ZM49 155V154H48ZM216 155V154H215ZM26 156H27V158L29 157V160H27V158H26ZM37 156V157H36ZM44 156V157H43ZM138 156V155H137ZM213 156V155H212ZM11 157H13V155L11 156ZM22 157V156H21ZM136 157V156H135ZM134 157V158H135ZM178 157V156H177ZM219 156H217L216 157V159L218 158ZM224 157V156H223ZM226 157V156H225ZM223 158V161H224V163H225V165L224 166H229L230 167V170H231V173L233 172V174L230 176V177H227L226 175L228 174V173H230V171L229 170H227V171H229V172H224L223 174H222V170L224 169L223 167H222V165H221V167L223 168V169H221V171L219 170V169H217L218 167H220V164H218V165H216V167L214 168V169H216V170H214V172L217 174L216 175V177H214V176H212L211 178L209 177V179H206L207 181L208 180H210V181H212V178H217V177H219L220 179H219V181H215V182H207L208 184L205 186V188L203 187V189H199V188H197V189H199V190H196V191H193V193L194 194H189V195H191V196H188V197H190V199L189 198H187L186 200L188 201V199H189V201L193 204V205H195L194 207H199L200 209H198V208H195V209H198V210H195V209H193V211H195V213H196V211H198L199 212V214L198 215H196L195 217H198V216H200V218L201 217H208L209 218V220L211 221V223H217V222H215V221H218L219 219H221V218H223L224 217V219L226 218V219H228L229 217H232L233 219H231V220H227V222H229V223H232L233 224V222H235L236 220L238 221V218H240V216L242 215L243 216V213L245 212L246 213V210L244 211H242L241 209V212H243V213H241V214H236V212H234V210H233V208L234 207H236V206H243V208L245 207V209L247 208L248 210V212L245 214L246 215V218L245 219H242V220H244V222H241L240 221V223H236L234 226H231L232 228L234 227V229L236 230H239V232H240V234H243V230L246 228V227H249V226H253V225H255V223H260L261 221H264V177L260 180V179H258V180H260V181H256V180H251V179H248V178H246V176L244 177L240 172L241 171H238L237 169L238 168H236L235 167V165L233 164V162H231V161H229V160H227L226 158ZM46 158H47V156H46ZM134 158H133V160H134ZM139 158V157H138ZM213 158V157H212ZM212 158H210V160L212 159ZM23 159V160H24ZM50 159V158H49ZM162 159V158H161ZM173 159V158H172ZM200 159V158H199ZM215 159V158H214ZM222 159V158H221ZM17 160V159H16ZM25 160H24V162H25ZM132 160V159H131ZM136 160H138V159H136ZM144 160V159H143ZM149 160H151L150 162H149ZM163 160V159H162ZM209 160V159H208ZM220 160V159H219ZM8 161V160H7ZM44 161V160H43ZM39 162H40V160H39ZM38 162V163H39ZM76 162V161H75ZM134 162V161H133ZM148 162V163H147ZM168 162V161H167ZM19 163V162H18ZM37 163V164H38ZM50 163V162H49ZM144 163H145V160H144ZM149 163H150V165H149ZM223 163V164H224ZM207 164V163H206ZM213 164H214V162H213ZM216 164V163H215ZM256 164H258V163H256ZM11 165H14V164H11ZM18 165H20V164H18ZM49 165H50V167H49ZM169 165V164H168ZM46 166H48V168H49V170H50V168H51V164H48V162H47V165ZM53 166L55 167V164H53ZM204 166V165H203ZM227 166V167H228ZM94 167V166H93ZM228 167V168H229ZM200 168H203L204 170H201ZM52 169V168H51ZM106 169V168H105ZM107 169H109V167L107 168ZM144 169V168H143ZM142 169V170H143ZM146 169H145V171H146ZM200 169V170H199ZM209 170H211V168L209 169ZM225 170V169H224ZM14 171V170H13ZM26 171V170H25ZM44 171H46V170H44ZM51 171V170H50ZM259 171V170H258ZM257 171V172H258ZM51 172H53V170L51 171ZM50 172V173H51ZM206 172V171H205ZM208 172V171H207ZM211 172V171H210ZM209 172V174L208 175H205V176H203V177H206V176H209L211 173ZM36 173H37V171H36ZM38 173L39 174H41L39 171H38ZM86 173V172H85ZM93 172H91V174H92ZM128 173V172H127ZM130 173V172H129ZM128 173V174H129ZM150 173V172H149ZM196 173V174H195ZM202 173V172H201ZM215 173H213V174H215ZM28 174V173H27ZM126 174V173H125ZM127 174V175H128ZM152 174V173H151ZM195 174V175H194ZM203 174V173H202ZM225 174V175H224ZM45 175V174H44ZM119 175V174H118ZM133 175V176H132ZM222 175H223V177H222ZM259 175V174H258ZM261 175V174H260ZM259 175V176H260ZM81 176V175H80ZM142 176H143V174H142ZM229 176V175H228ZM251 176V175H250ZM92 177H94V176H92ZM147 177V176H146ZM160 177V176H159ZM202 177V178H203ZM12 178V177H11ZM75 178V177H74ZM208 178V177H207ZM257 177H255V179H256ZM43 179V178H42ZM204 179V178H203ZM44 180H46V178L44 179ZM125 180V179H124ZM152 180V179H151ZM201 180V179H200ZM205 180V179H204ZM203 180V181H204ZM221 180V181H220ZM144 181H146V180H144ZM168 181H170V183H166V182H168ZM183 181H182V183H183ZM48 182V181H47ZM66 182V181H65ZM64 182V183H65ZM79 182V181H78ZM176 182H178V183H176ZM192 182V181H191ZM206 182V181H205ZM30 183V182H29ZM50 183V182H49ZM111 183V182H110ZM21 185V184H20ZM19 185V186H20ZM23 185V184H22ZM21 185V186H22ZM25 185V184H24ZM28 185V184H27ZM27 185L25 186V187H19V188H16L17 190H15V191H18V193H20V194H22V192H24V190L26 189V187H27ZM66 185V184H65ZM96 185V184H95ZM115 185V184H114ZM92 186V185H91ZM93 186H94V184H93ZM113 186V185H112ZM111 186V187H112ZM116 186V185H115ZM194 186V185H193ZM201 186V185H200ZM199 186V187H200ZM16 187V186H15ZM18 187V186H17ZM195 187V186H194ZM218 187H221V190L220 191H216L217 189H218ZM114 188V187H113ZM7 189V188H6ZM38 189V188H37ZM47 189V188H46ZM56 189V188H55ZM183 189V188H182ZM28 190V189H27ZM39 190V189H38ZM44 189H42V191L41 190H39V192H37L38 194L39 193H41V194H39V196H37L35 193H34V198H33V194H32V199H33V201H34V199H36L37 200V197H38V199H39V197L41 198V201H43L42 199H44L45 200V197H47V203L48 202H50L49 203V206H48V208L50 207L51 208V206H53V205H51L52 204V202L54 201V199H56L55 197L54 198H52V200L53 201H49L48 199L50 198L49 197V195H47V196H45V190L43 191ZM65 190V189H64ZM102 190V189H101ZM116 190H118V189H116ZM167 190V189H166ZM223 190V191H222ZM70 191V190H69ZM115 191V190H114ZM119 192V195H121L120 194V190H118ZM162 191V192H161ZM177 191V190H176ZM44 192V193H43ZM56 192H57V189H56ZM61 192V191H60ZM71 192V191H70ZM115 192H117V191H115ZM182 192V191H181ZM166 193V192H165ZM191 193V192H190ZM14 194V196H15V193H13ZM24 194V193H23ZM44 194V195H43ZM60 194V193H59ZM63 195H64V191H63V193H62ZM62 194H60V195H58L59 196V198H61L62 200H65V199H63L64 198V196H61ZM107 194V193H106ZM168 194H171V192H169ZM69 195V194H68ZM67 195V196H68ZM94 195V194H93ZM108 195V194H107ZM115 195H117V194H115ZM145 195V196H146ZM187 195V194H186ZM29 196V195H28ZM37 196V197H36ZM43 196H45V197H43ZM54 196V195H53ZM61 196V197H60ZM72 196V195H71ZM125 197V194L124 195H122V198H124ZM168 196V195H167ZM43 197V198H42ZM98 197V196H97ZM134 197V196H133ZM27 198V197H26ZM72 198V197H71ZM96 198V197H95ZM98 198H100V197H98ZM137 198H138V200L140 199L141 200V195H140V193H137ZM145 198V197H144ZM158 198V199H157ZM165 198V197H164ZM171 198V197H170ZM225 198V199H224ZM29 199V198H28ZM31 199V198H30ZM31 199V200H32ZM61 199H60V201H61ZM69 199V198H68ZM110 199V198H109ZM36 200L34 201V203L36 202ZM40 200V199H39ZM45 200V201H46ZM120 200V199H119ZM140 200H139V203H140ZM178 200H180V199H178ZM44 201V202H45ZM65 201H67V200H65ZM64 201V202H65ZM69 201H70V203L72 202L70 199H69ZM207 201L209 202L208 203V207H210V206H212V205H214L211 209H209L208 207V209L209 210H206L205 209V206H204V203L205 204H207ZM221 201V202H220ZM38 202V201H37ZM37 202H36V204H37ZM64 202H62L61 201V203L62 204H64ZM92 202V201H91ZM91 202L90 203H88V205L91 207ZM155 202V201H154ZM159 202H161V201H159ZM171 202V201H170ZM211 202V203H210ZM223 202V203H222ZM8 203V202H7ZM27 203V202H26ZM38 203H40V202H38ZM42 203V202H41ZM55 203V205L57 204V201H55L54 202ZM95 203H96V201H95ZM106 203V202H105ZM125 203V202H124ZM191 203L190 204H188V205H191ZM214 203V204H213ZM13 205H14V208H12L10 205V207H11V210H13V211H11V212H14L13 214L12 213H9L8 212V208H6V210H5V213L6 214H8V216H7V219L4 221L2 218H1V216H0V223H2L1 225H3V226H5L6 227V229H7V231H8V233H10V234H12L13 235V238H15L16 239V241H15V239H11L12 237H11V235H10V237H9V240H7V242H6V244H5V246L7 245V248H8V250H7V254H8V257H9V260H7V264H23V263H25V261L27 260V255L25 254V253H23V251L21 250L22 249V246L23 245H27L28 246V248L30 249V251H31V253H33L34 252V247L33 246H31V243L29 244V243H27L26 241H24V240H22V238H20L19 236H18V234H16L17 232H19V230H23V231H25L26 232V236H28V238H31V239H33L35 242H37L38 241V243H39V241H41V236L39 235V234H37L38 233V231H36L35 230V227L34 226H36V225H31V223L29 222H25V220H24V216H21V218H23V219H19L17 216H19V215H16L15 214V209L17 210V204L18 203H12ZM11 204V205H12ZM62 204H58V206L59 205H62ZM102 204V203H101ZM107 204V203H106ZM136 204H138V202L136 203ZM162 204V203H161ZM211 204V205H210ZM41 205V204H40ZM39 205V207H41ZM71 205V204H70ZM78 205V204H77ZM88 205H86V207L84 208L85 210H86V208L88 207ZM99 204H97L96 206H98ZM108 205V204H107ZM165 205V204H164ZM164 205H161L160 207H162V206H164ZM169 205H171L170 203H169ZM63 206V205H62ZM62 206H59V207H62ZM66 206V205H65ZM102 206H104V205H102ZM159 206V205H158ZM168 206V205H167ZM10 207H9V210H10ZM16 207V208H15ZM38 207V208H39ZM53 207H55V206H53ZM52 207V208H53ZM56 208V210L57 209H59L56 213H57V215H58V212L60 211V212H62L63 211V213H64V208H62L63 210H61L60 208ZM107 207V206H106ZM166 207V206H165ZM193 206H192V208H194ZM37 208V207H36ZM47 208V209H48ZM52 208H51V210H52ZM55 208H53V212H54V210H55ZM74 208H77L75 205H74ZM145 209H146V207H144ZM154 208V207H153ZM242 208V209H243ZM41 209V208H40ZM147 209H148V207H147ZM147 209H146V212H147ZM163 209V211L164 212H166V215H168L167 216V221H165L166 220V218L164 219V218H162L163 219V221H165V222H163V223H161L162 224V227L160 226V224H156L155 226L153 225V227H155L156 229L157 228H159V226L162 228V230H165L164 228H167L166 230H171L172 232H174V231H177V228L180 230V228L184 231V230H186L184 233H186V234H182V235H179L178 233L179 232H177V234H178V236H176V237H172V240L170 239H168L169 241L168 242H170V243H165V245L163 246V247H161L158 251H157V253H156V256H157V258H160V259H164L166 256H167V254L170 252V251H172V252H179V254L180 253H183V254H187V256H188V258H190L189 260L191 261L192 259H196V257H202V259H204V261L205 262H208V264H211L212 263V261L213 262H216L217 264H248L247 263V261H246V255L248 254V253H250L251 251H253L254 250V252H256L257 254L259 253L258 251H260V249H261V244H257V243H251V242H245V240L242 238H240L239 237V239H238V244L235 242V239H236V236H231L228 232H225V231H227V230H225L224 231V229H229V228H223V229H218V231L216 230H213V232H212V230H211V228H209L210 229V231L208 232L207 230H205L206 229V227L204 228V231H199L198 229H197V227H194V228H196L197 230H195L194 228H192L191 230H187V229H190V227H189V225L190 224H188L187 226H188V228L185 226V221H187V220H185L184 222H183V220H180L179 219V216L177 215H173V214H171L169 211H168V207L167 208H165V209H167V210H165L164 208H162ZM170 209V208H169ZM3 210V209H2ZM38 210V209H37ZM65 210H67L66 209V207H65ZM74 210H76V209H74ZM78 210V209H77ZM85 210H79L78 211V214L80 215V216H82L85 220H87L88 222H89V224L91 223L92 224V226H93V228H94V225H93V220L94 221H96V222H99L100 224H102V220H101V222H100V220L99 219H101V218H99V217H97V214H102V211H100V209L99 210H97L96 209V207L94 206V207H91L90 209H88L87 208V212L85 211ZM134 210V209H133ZM149 210V209H148ZM190 210H192V209H190ZM68 211V210H67ZM66 211V212H67ZM185 211H186V209H185ZM239 211V210H238ZM52 212V213H53ZM104 212V211H103ZM180 212V211H179ZM197 212V213H198ZM240 212V211H239ZM18 213V212H17ZM48 213V212H47ZM46 213V214H47ZM105 213H107V211L105 212ZM173 213V212H172ZM176 213V212H175ZM174 213V214H175ZM196 213V214H197ZM238 213V212H237ZM15 214V215H14ZM27 214H29V213H27ZM37 214V213H36ZM49 214V213H48ZM67 214H69V212L67 213ZM66 214V215H67ZM104 214V213H103ZM1 215V214H0ZM14 215V216H13ZM61 215V214H60ZM60 215L58 216V217H60ZM106 215H109V214H106ZM106 215H100V216H102V217H104V216H106ZM135 215V214H134ZM159 214H157V217H158V219H159V216H161V215H159ZM164 215V214H163ZM165 215V216H166ZM189 215V214H188ZM16 216V217H15ZM65 216V215H64ZM63 216V217H64ZM73 216V215H72ZM150 216V215H149ZM156 216V215H155ZM194 216V215H193ZM241 216V217H242ZM6 217V216H5ZM62 217V216H61ZM67 217H68V215H67ZM154 217V216H153ZM156 217V218H157ZM178 217V218H177ZM186 217V216H185ZM206 217V219L208 220V218ZM243 217H245V216H243ZM26 218V217H25ZM71 218V217H70ZM99 218V219H98ZM138 218V217H137ZM168 218L171 220V222H173V223H170L169 222V220H168ZM205 219V218H204ZM224 219L222 220V221H224ZM226 219H225V221H226ZM75 220H78V219H75ZM155 220H157V219H155ZM201 220V219H200ZM212 220L214 221V222H212ZM138 221V220H137ZM35 222V221H34ZM39 222V221H38ZM37 222V223H38ZM103 222H105L104 220H103ZM133 222V221H132ZM141 222V220L139 221V223ZM169 222V223H168ZM189 222H191L190 220H189ZM219 222V221H218ZM226 222V223H227ZM239 222V221H238ZM41 223V222H40ZM186 223H188V222H186ZM90 224V225H91ZM141 224V223H140ZM207 224V223H206ZM205 224V225H206ZM219 224V223H218ZM256 224V225H257ZM263 224V223H262ZM39 225V224H38ZM105 225V224H104ZM112 225V224H111ZM258 225H261V224H258ZM102 226H103V224H102ZM191 227L193 226V223L190 225ZM196 226V225H195ZM210 226H214V225H210ZM216 226V225H215ZM226 226V225H225ZM52 227V226H51ZM68 227V226H67ZM96 227V226H95ZM136 227V226H135ZM230 227V226H229ZM230 227V228H231ZM255 227H258V226H255ZM48 228V227H47ZM187 228V229H186ZM207 228V229H208ZM231 228V229H232ZM251 228V227H250ZM254 228V226L252 227V229ZM259 228V227H258ZM5 229V230H6ZM46 229V228H45ZM67 229V228H66ZM69 229H71V228H69ZM97 229V228H96ZM99 229V228H98ZM110 229V228H109ZM113 229V228H112ZM208 229V230H209ZM214 229V228H213ZM247 229V228H246ZM251 229V230H252ZM18 230V231H17ZM47 230V229H46ZM63 230V229H62ZM139 230V229H138ZM147 230V229H146ZM166 230H165V232H166ZM178 230V231H179ZM222 230L224 231V233L222 232ZM259 230V229H258ZM48 231V230H47ZM99 231V230H98ZM97 231V233H99ZM143 231H145V230H143ZM171 231H169V232H171ZM254 231H257V230H254ZM85 232V231H84ZM163 232V231H162ZM171 232V233H172ZM223 234H222V233ZM234 232V231H233ZM246 232V231H245ZM260 232V231H259ZM258 232V234L256 233H254L256 236L258 235L259 237L261 236V235H259V234H261L262 232H264L263 230L259 233ZM40 233V232H39ZM48 233V232H47ZM66 233V232H65ZM142 233V232H141ZM247 233V232H246ZM250 233H251V231H250ZM249 233V231H248V234H245V235H249L250 234ZM20 234V233H19ZM51 234V233H50ZM102 234V233H101ZM134 234V233H133ZM176 234V235H177ZM253 234V233H252ZM262 234H264V233H262ZM145 235V234H144ZM149 235V234H148ZM165 235V234H164ZM171 235V234H170ZM232 235H234V233L232 234ZM236 235V234H235ZM58 236V235H57ZM251 236H253L254 237V235H251ZM262 236H264V235H262ZM261 236V237H262ZM141 237V236H140ZM148 237V236H147ZM150 237V236H149ZM153 237V236H152ZM151 237V238H152ZM164 237V236H163ZM234 237H235V239H234ZM253 237H251V239L253 238ZM261 237H260V239H261ZM55 238V237H54ZM70 238V237H69ZM135 238V237H134ZM249 238V237H248ZM264 238V237H263ZM262 238V239H263ZM93 239V238H92ZM99 239V238H98ZM106 239V238H105ZM148 239V238H147ZM166 239V238H165ZM241 239V240H240ZM254 239V238H253ZM260 239H257L258 241H255V242H259V243H262V241L260 242L259 240ZM117 240V239H116ZM157 240V239H156ZM255 240H256V237H255ZM108 241V240H107ZM152 241H154L153 240V238H152ZM83 242V241H82ZM41 243V242H40ZM74 243V242H73ZM85 243V242H84ZM89 243V242H88ZM116 243V242H115ZM18 244H19V246H18ZM37 244V243H36ZM82 244V243H81ZM138 244V243H137ZM142 244V243H141ZM106 245V244H105ZM155 245H156V243H155ZM39 246H40V244H39ZM76 246V245H75ZM41 247V246H40ZM151 247H153L152 245H151ZM155 248L157 247V246H154ZM85 248V247H84ZM116 248V247H115ZM138 248V247H137ZM1 249V248H0ZM77 249H79V248H77ZM82 249V248H81ZM121 249V248H120ZM124 249V248H123ZM154 249V248H153ZM153 249H151V251L153 250ZM262 250H264V246H263V248H262ZM5 251H6V248H5ZM51 251H53V250H51ZM50 250H49V252H51ZM58 251V250H57ZM60 251V250H59ZM70 251H72V252H76V249L75 248H71V250ZM79 251V250H78ZM138 251V250H137ZM82 252H84V251H82ZM79 253V257H80V259L82 258V255H83V253ZM119 252V251H118ZM121 252V251H120ZM120 252H119V255H120ZM124 252V251H123ZM153 252L154 251H152V254L151 255H153ZM264 252V251H263ZM6 253V252H5ZM42 253V252H41ZM53 253H55V251L54 252H51V253H46V254H44V256L43 257H40L39 259H37L36 260V262H35V264H53V261H55L54 259H53V257H52V254ZM59 253H61V252H59ZM116 253V252H115ZM124 253H126V252H124ZM171 253V252H170ZM72 254V253H71ZM74 254V253H73ZM76 254V253H75ZM75 254L73 255V258L72 259H75ZM113 254H114V252H113ZM122 254V253H121ZM154 254H155V252H154ZM175 254V253H174ZM206 254H208V255H206ZM255 254V253H254ZM256 254V255H257ZM54 255H56V254H54ZM69 255V254H68ZM169 255V254H168ZM60 256V254H58V257ZM95 256V255H94ZM122 256V255H121ZM120 256V257H121ZM124 256V255H123ZM79 257L78 258H76V260H75V263L76 264H80V260H79ZM97 257V256H96ZM100 257V256H99ZM110 257V256H109ZM153 257H155V255L153 256ZM178 257H180V255L178 256ZM182 257V256H181ZM185 257V256H184ZM226 257H228L227 259H226ZM56 258H57V255H56ZM108 258V257H107ZM111 258V257H110ZM118 258V257H117ZM131 258V257H130ZM187 258V259H188ZM200 258H198V259H200ZM256 258V257H255ZM154 260H155V258H153ZM79 260V261H78ZM94 260H96V259H94ZM102 260V259H101ZM118 260V259H117ZM128 260V259H127ZM165 260V259H164ZM166 260H168V259H166ZM177 260V259H176ZM105 261V260H104ZM108 261V260H107ZM184 261H186V258H184ZM189 261V262H190ZM203 261V260H202ZM203 261V263L205 264V262ZM251 261V260H250ZM259 261V260H258ZM154 263H156V261H153ZM162 262V261H161ZM187 262L188 261H186V264H187ZM200 262V261H199ZM92 263V262H91ZM111 263V262H110ZM139 263H140V261H139ZM197 263H198V261H197ZM196 263V264H197ZM71 264H73V263H71ZM133 264V263H132ZM163 264H165V263H163ZM192 264V263H191ZM213 264V263H212ZM254 264H255V262H254ZM259 264V263H258Z\"/></svg>",
	"mask_w": 264,
	"mask_h": 264
},
{
	"label": "built area",
	"instance_id": "obj_3",
	"mask_svg": "<svg viewBox=\"0 0 264 264\" xmlns=\"http://www.w3.org/2000/svg\"><path fill=\"white\" fill-rule=\"evenodd\" d=\"M51 1L57 7V15L54 22L47 26L48 30L51 31L50 35L43 31H34L33 27L22 19L19 20L18 27L22 26L25 30L31 29L36 32L46 48L55 52L56 59L68 65L69 71L65 75L54 74L66 88L68 98L72 97L81 101L92 112L95 122L104 123L102 113L88 101L89 97L87 95L91 94L94 102L105 103L107 107L123 117L131 125L133 136L140 137L146 143H149L151 138L149 131L143 127L140 120L131 118L130 112L140 105L137 98H128L124 103L127 109L123 110L120 107L118 98L114 96L120 91L118 85L128 82L132 91L146 93L166 108V111L160 116L162 123L176 124L182 122L179 109L163 100V93L168 86V82L164 83L162 81L163 77L158 75L156 68L151 69L145 62L146 57H152V44L156 41L155 29L151 25H148L145 31L140 34L128 32L127 39L132 38V42L128 44L127 51H121L111 41V34L116 22L121 21L123 18L120 7L111 5L113 0ZM139 2L140 0H131L132 4ZM15 22H18V20ZM58 43H62V45L55 48ZM91 44H98L100 47L99 58L94 62L91 70L80 69L73 62V57L81 56L83 51ZM106 61L122 69L126 73V78L105 76L102 73L101 64ZM171 70L172 67H165L166 72ZM25 76L29 87L40 88V85L34 82L28 72ZM46 77V75L41 76V81H45ZM16 91L19 94L23 91V88L19 87ZM107 91H110L111 94L108 95ZM53 108L61 109L69 118H73L76 113L74 106L71 104L65 105L56 102L51 104L49 110ZM22 251L28 254L31 257L32 264H35L34 255L31 254L27 245L22 246Z\"/></svg>",
	"mask_w": 264,
	"mask_h": 264
},
{
	"label": "trees",
	"instance_id": "obj_4",
	"mask_svg": "<svg viewBox=\"0 0 264 264\" xmlns=\"http://www.w3.org/2000/svg\"><path fill=\"white\" fill-rule=\"evenodd\" d=\"M228 13L231 15L230 11L228 10Z\"/></svg>",
	"mask_w": 264,
	"mask_h": 264
}]
</instances>
